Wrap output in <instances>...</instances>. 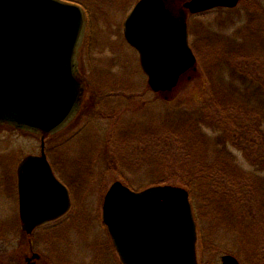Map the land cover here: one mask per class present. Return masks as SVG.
<instances>
[{"label":"rangeland","instance_id":"rangeland-1","mask_svg":"<svg viewBox=\"0 0 264 264\" xmlns=\"http://www.w3.org/2000/svg\"><path fill=\"white\" fill-rule=\"evenodd\" d=\"M61 1L81 3L89 12L77 56L84 81L80 108L44 141L47 161L68 189L71 208L29 236L22 231L16 171L24 157L39 154L40 135L0 125V264H27L32 252L41 257L37 264H120L101 219L103 198L116 181L135 192L163 185L187 190L197 264H221L224 255L239 264H264V174L247 176L263 188L258 192L252 184L253 197L241 208L230 196L223 204L220 193L203 199L195 180L190 190L181 183L185 164L215 160L211 143L220 135L192 126L202 102L214 113L227 104L233 121L240 115L233 99L241 104L257 90L264 100V0L186 13L195 70L168 94L148 87L138 54L123 35L122 20L137 0ZM241 66L248 71L241 72Z\"/></svg>","mask_w":264,"mask_h":264},{"label":"water","instance_id":"water-1","mask_svg":"<svg viewBox=\"0 0 264 264\" xmlns=\"http://www.w3.org/2000/svg\"><path fill=\"white\" fill-rule=\"evenodd\" d=\"M238 2L188 0L183 6L197 14ZM84 32V12L76 4L0 0V125L40 135L39 154L24 157L16 172L18 215L27 235L70 208L68 190L47 161L44 141L80 108L84 81L77 56ZM123 34L154 93L172 92L184 74L195 70L185 18L174 17L162 0L137 2ZM102 221L121 264H197L195 223L182 187L135 192L116 181L104 196ZM221 264L239 263L224 255Z\"/></svg>","mask_w":264,"mask_h":264},{"label":"trees","instance_id":"trees-1","mask_svg":"<svg viewBox=\"0 0 264 264\" xmlns=\"http://www.w3.org/2000/svg\"><path fill=\"white\" fill-rule=\"evenodd\" d=\"M255 5L258 7L257 4ZM253 8L255 9V6ZM239 65L241 64L239 63ZM247 71L244 66H241V72ZM232 102L237 103L238 107L233 106V108L240 113L233 121L228 118L227 104L221 105L222 113L218 111L214 113L205 111L207 101L206 103L202 102L201 112L195 116L192 126L195 125L200 131L207 128L220 135L218 140L216 139L218 141L215 142L216 144L211 143L215 160L214 162L201 161L181 166L183 172L181 183L190 190V185L195 180L203 199L207 200L220 193L219 198L224 200L223 204H227V196H230L234 198L233 201L237 202L238 208H241L248 201L250 202L249 197H253L254 194L252 188H256L255 180L252 181L250 178L252 182L247 181V176L255 177L264 174V100L257 96V90H255L254 96H249L241 104L235 99ZM243 113L245 116L241 118ZM255 119L259 122L254 121ZM171 137L172 135L169 136L170 139ZM201 139L198 138V140ZM170 149L172 148L170 147ZM238 156L242 157L244 164ZM227 174H233V179L226 176ZM259 188L263 187H257L258 192ZM191 196L194 201V195L191 194Z\"/></svg>","mask_w":264,"mask_h":264},{"label":"flooded vegetation","instance_id":"flooded-vegetation-1","mask_svg":"<svg viewBox=\"0 0 264 264\" xmlns=\"http://www.w3.org/2000/svg\"><path fill=\"white\" fill-rule=\"evenodd\" d=\"M140 0H137L134 4H133V6L128 10V13L126 14V16L124 17V19L122 20V27H123V23H124V21H125V19H126V17H127V15L129 14V12L132 10V8L136 5V3L137 2H139ZM186 1H188V0H185L184 2H181V0L179 1V0H162V2H163V4H164V6H165V8L168 10V11H170V13L174 16V17H176V18H179V19H181V17H185L186 16V9L184 8V6H183V4L186 2ZM70 3H74V4H76V5H78L79 7H81V9L83 10V12H84V16H85V31H86V26H87V22H88V20H89V12H88V10H87V8L84 6V5H82L81 3L79 4V3H76V2H70ZM213 10H226V9H222V8H215V9H213ZM85 36V32H84V35H83V37ZM16 193H17V191H16ZM16 196H17V194H16ZM70 211V210H69ZM66 215V214H65ZM56 221V220H55ZM54 221H52V222H49V223H46V224H44V225H41V226H39V227H37L36 229H38V228H40V227H43V226H45V225H48V224H51V223H53ZM102 227V226H101ZM103 228V230H104V236L107 238V241H109V245L111 246V253H113V256H114V258L116 259V256H117V254H116V251H115V249H114V247H113V245H112V242H111V240H110V238H109V235H108V232H107V230L106 229H104V227H102ZM107 233V234H106ZM32 244H31V242H30V247H29V250L31 251L32 250V246H31ZM32 255H33V252L31 253V257L30 258H26V262H27V264H37V262H39V261H41V257H40V255L38 254L37 255V257H35L34 259H33V257H32ZM40 258V259H39ZM117 258H118V256H117ZM118 260H119V258H118Z\"/></svg>","mask_w":264,"mask_h":264}]
</instances>
